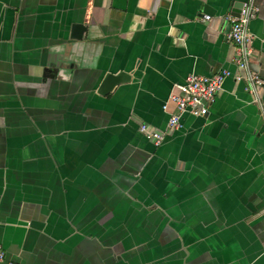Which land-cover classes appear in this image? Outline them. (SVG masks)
<instances>
[{"label": "crops", "instance_id": "crops-1", "mask_svg": "<svg viewBox=\"0 0 264 264\" xmlns=\"http://www.w3.org/2000/svg\"><path fill=\"white\" fill-rule=\"evenodd\" d=\"M247 1L0 0L5 261L264 264V86L260 108L229 77L207 116L168 133L163 110L190 74L238 73L228 17ZM255 4L248 67L264 81ZM119 71L131 82L98 95Z\"/></svg>", "mask_w": 264, "mask_h": 264}, {"label": "built area", "instance_id": "built-area-1", "mask_svg": "<svg viewBox=\"0 0 264 264\" xmlns=\"http://www.w3.org/2000/svg\"><path fill=\"white\" fill-rule=\"evenodd\" d=\"M257 14L258 8L255 0H248L243 5L238 18L228 17L231 25L228 40L235 52L233 63L238 73L232 74L228 70H222L210 77L190 74L183 84L174 86V91L170 94L168 102L163 106L164 111H167L168 104H173L175 107V112L169 114L167 133L181 127V117L183 115L193 117L207 116L209 106L222 90L225 80L229 77H232L236 82L245 81L248 85L246 90L253 97V101L260 108L262 107L259 99V90L263 85V81L256 73L250 71L248 67L253 53L252 43L255 38L249 30V24L256 18ZM204 19L209 20L210 18L206 16ZM262 43H264V39H262ZM140 132L147 139L153 141L155 146L160 145L165 137L163 133L150 129L147 125H142ZM0 264H15L13 262H5V254L1 247Z\"/></svg>", "mask_w": 264, "mask_h": 264}, {"label": "water", "instance_id": "water-1", "mask_svg": "<svg viewBox=\"0 0 264 264\" xmlns=\"http://www.w3.org/2000/svg\"><path fill=\"white\" fill-rule=\"evenodd\" d=\"M243 5H244L243 3H235L234 4L233 12H235V15H234L235 18L239 17L241 9L243 8ZM249 27H250V24H249ZM86 30H87V25H85L83 23L72 24L71 28H70V38L80 40L84 36V34L86 33ZM249 30H250V28H249ZM262 39H264V38H262ZM262 39H260L261 43H262ZM262 44L264 45V43H262ZM131 80H132V75L130 73H127L124 71H119L118 73H115V74L107 73L104 75L103 79L101 80V82L99 84V87L97 89V94L100 96H105V95L111 94L114 90H116V88H118L121 85H125V84L130 83ZM263 86H264V81H263L262 87ZM261 88H260V90H261ZM260 90H259V93H260ZM5 262H7V261H5Z\"/></svg>", "mask_w": 264, "mask_h": 264}]
</instances>
